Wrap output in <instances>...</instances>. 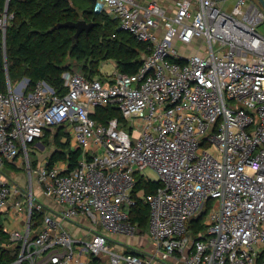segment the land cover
I'll return each mask as SVG.
<instances>
[{
    "label": "built area",
    "instance_id": "built-area-1",
    "mask_svg": "<svg viewBox=\"0 0 264 264\" xmlns=\"http://www.w3.org/2000/svg\"><path fill=\"white\" fill-rule=\"evenodd\" d=\"M228 1L175 0L169 9L93 0L94 12L147 44L134 73L111 61L112 73L91 80L62 71L61 91L44 79L7 82L0 211L25 217L21 228L0 223V250L16 254L2 264H264V10ZM8 2L0 5L3 40ZM105 107L121 119L98 120ZM58 127L79 150L76 166L48 158L34 166L31 145ZM6 162L25 170L24 185L3 174ZM146 168L158 174L152 193L136 188L138 176L150 180ZM139 200L149 208L145 231L130 218ZM80 220L89 240L68 232ZM115 235L136 239L134 249Z\"/></svg>",
    "mask_w": 264,
    "mask_h": 264
},
{
    "label": "trees",
    "instance_id": "trees-1",
    "mask_svg": "<svg viewBox=\"0 0 264 264\" xmlns=\"http://www.w3.org/2000/svg\"><path fill=\"white\" fill-rule=\"evenodd\" d=\"M4 0H0V5ZM93 0H9L8 9L13 18L7 27L3 40L0 32V92L6 91L7 82L11 84L28 78L33 84L44 79L55 90H62V71L69 69L67 57L82 60L81 73L89 80L101 77L100 67L105 61H113L116 70L134 73L148 53L147 44L139 42L129 32L119 29L118 19L105 13L93 11ZM77 8L83 20L93 22L94 26L86 34L82 32L75 38L74 28L57 27L58 23L68 20L77 21ZM96 118L107 120L112 117L121 119L114 107L97 109ZM46 129L42 139L52 138L53 150L48 160H68L69 168L76 166L79 150H71L63 142L67 132L62 128ZM33 161V165L37 164ZM9 168L12 165L5 163ZM158 181L144 180L138 176L136 188L152 193ZM149 208L139 200L131 209L130 218L137 222L139 229L145 231L148 223ZM34 226L40 223V216H34ZM6 234L0 230V240ZM13 249L0 250V264L15 257Z\"/></svg>",
    "mask_w": 264,
    "mask_h": 264
},
{
    "label": "crops",
    "instance_id": "crops-1",
    "mask_svg": "<svg viewBox=\"0 0 264 264\" xmlns=\"http://www.w3.org/2000/svg\"><path fill=\"white\" fill-rule=\"evenodd\" d=\"M142 3H148L150 1H156L166 7H168L169 9L172 8V5H173V2L175 0H138ZM111 62V60H109ZM104 63V62H103ZM102 65V64H101ZM51 139H48L47 142H50ZM43 143L46 144V141L43 140ZM41 141H38L37 143L31 145V153L35 154V157L33 159L37 160V161H41L42 158H40L42 156V153H39L38 151H44L46 148L44 146ZM35 147V148H32V147ZM53 150V149H52ZM52 153V152H51ZM44 154V153H43ZM45 155V154H44ZM50 155H45V158H49ZM42 159V160H44ZM8 163V162H6ZM10 165H12V167L9 169L7 168L5 165L3 166V174L9 179H14L16 180L17 182H19L20 184H23L25 183V180H26V172L25 170H23L22 168L20 167H17L15 166L14 164L12 163H8ZM16 215V212L14 211H11L9 210V208H4L0 211V223L4 226V225H7V227L10 229L9 227V224L12 228H21L22 227V224L24 222V220H22L23 217H25V213L24 211H20L17 215V217H15ZM131 241H133V243L135 244L137 241L136 239H131ZM131 242H127L124 244L123 248L127 249V250H131V249H134V247L131 245L133 244ZM128 244V245H127ZM138 246V244H136ZM139 247V246H138ZM91 264H110L108 259L106 257H100V258H96V259H93Z\"/></svg>",
    "mask_w": 264,
    "mask_h": 264
},
{
    "label": "rangeland",
    "instance_id": "rangeland-1",
    "mask_svg": "<svg viewBox=\"0 0 264 264\" xmlns=\"http://www.w3.org/2000/svg\"><path fill=\"white\" fill-rule=\"evenodd\" d=\"M233 2H234V0H229L228 1V3H233ZM247 2H253V3H255L256 5L259 6L258 0H247ZM75 10L78 13V16H77L76 20L83 19L81 11L78 10L77 8H75ZM263 28L264 27H262V25H261L259 27V30H262ZM262 31L264 32V29ZM65 62L69 64V69H71L72 71L80 72L81 73L80 66H81L82 60H78L75 57H67ZM114 70L115 69H114V67H113V65L111 64L110 61H105L104 63H102V65L100 67V72L102 74H106V73L109 74V73H112ZM55 130L56 129L54 128V129H52L50 131L51 132H54ZM49 139H51L50 142H46V144L43 143V139L40 140L44 144V146L46 148L44 151H40V150L38 151L39 153H42V156L40 157L42 159L45 158V155H50L51 152H52V149H53V146L54 145H53L52 138H49ZM64 140H67V136L66 135H64ZM62 141H63V139H62ZM67 144H69V143L67 142ZM32 148H35V147L33 146ZM30 156L32 158H34L35 157V154L31 153ZM6 167L9 168L8 166H6ZM142 174L144 176H146L148 179L153 180V181L154 180L156 181L158 179V174L152 168H146L145 170L142 171ZM7 178H8V176H7ZM79 222L82 224L83 227H81V228L79 226H76V227H73V228H68L67 227L69 234L71 236H73V237H77L78 232L81 230L82 233L84 234V236L82 237V239L83 240H89L90 235L88 234L87 229L85 228V227H87V222L84 221V220H80ZM128 238H130V237H124V236H120V235L113 236V239L114 240H116V241H118L120 243H123V244H125V243H127L129 241ZM108 244L115 251H120L121 250V245H119V244H116V243H114L112 241L111 242H108Z\"/></svg>",
    "mask_w": 264,
    "mask_h": 264
},
{
    "label": "water",
    "instance_id": "water-1",
    "mask_svg": "<svg viewBox=\"0 0 264 264\" xmlns=\"http://www.w3.org/2000/svg\"><path fill=\"white\" fill-rule=\"evenodd\" d=\"M259 5H261V7L264 10V0H258ZM57 27H69V28H74L75 29V33L74 36L75 38H77L79 36V34H81L82 32L84 33H88L92 27L94 26L93 22H87L83 19H79L77 21H65L62 23H58L56 25Z\"/></svg>",
    "mask_w": 264,
    "mask_h": 264
}]
</instances>
